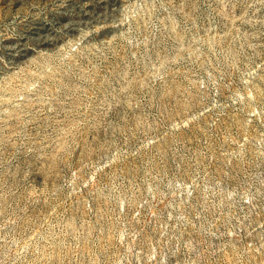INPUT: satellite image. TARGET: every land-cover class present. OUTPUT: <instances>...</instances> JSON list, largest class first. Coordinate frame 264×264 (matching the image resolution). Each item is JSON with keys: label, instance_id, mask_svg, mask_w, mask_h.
I'll return each mask as SVG.
<instances>
[{"label": "rangeland", "instance_id": "rangeland-1", "mask_svg": "<svg viewBox=\"0 0 264 264\" xmlns=\"http://www.w3.org/2000/svg\"><path fill=\"white\" fill-rule=\"evenodd\" d=\"M0 264H264V0H0Z\"/></svg>", "mask_w": 264, "mask_h": 264}]
</instances>
